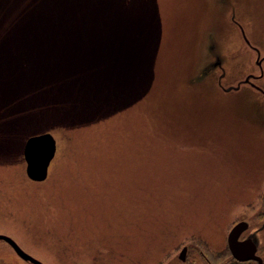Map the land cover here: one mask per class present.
<instances>
[{
    "label": "rangeland",
    "instance_id": "obj_1",
    "mask_svg": "<svg viewBox=\"0 0 264 264\" xmlns=\"http://www.w3.org/2000/svg\"><path fill=\"white\" fill-rule=\"evenodd\" d=\"M217 2L0 0V234L44 264H187L256 219L264 98L233 88L228 39L214 68ZM44 131L35 182L19 147ZM0 264L33 263L0 239Z\"/></svg>",
    "mask_w": 264,
    "mask_h": 264
},
{
    "label": "flooded vegetation",
    "instance_id": "obj_2",
    "mask_svg": "<svg viewBox=\"0 0 264 264\" xmlns=\"http://www.w3.org/2000/svg\"><path fill=\"white\" fill-rule=\"evenodd\" d=\"M217 1V3L222 5L219 12L221 17L229 20L228 24L226 26L223 24V26L224 29L226 28L230 31V34L229 36H219V39L216 38L218 40L214 53V68L220 69L223 62L222 56L227 61L230 58L233 65H240V70H235L234 74L236 75H233L231 78L235 82L233 88L237 90L243 86H247L250 90H253L264 98V16H262L263 19L261 21L259 16L261 15L259 11L260 3L243 2V0ZM254 8L256 9L254 10ZM227 30L225 31L227 32ZM227 39L229 41V58L228 56L226 58L225 54L221 53ZM219 73L217 72V79L219 78L218 84L222 86L220 81L222 75ZM238 221H244L245 227L237 236V241L240 244L237 243L234 253L228 243V232ZM2 240L16 253L7 240ZM193 244L195 252L192 255H190L189 244L182 242L177 247L176 258L178 261L187 264H198L199 262L200 264H264V206L262 193L260 211L256 219H238L233 222L226 232L223 245L213 246L214 250L212 252L206 248H201L202 246L198 245L195 241ZM19 257L22 258L21 256Z\"/></svg>",
    "mask_w": 264,
    "mask_h": 264
},
{
    "label": "water",
    "instance_id": "obj_3",
    "mask_svg": "<svg viewBox=\"0 0 264 264\" xmlns=\"http://www.w3.org/2000/svg\"><path fill=\"white\" fill-rule=\"evenodd\" d=\"M56 149L55 138L49 131H44L29 135L23 143L22 155L25 161V173L28 178L34 181L44 180L47 176V169L50 160L53 158ZM264 206V188L262 192ZM245 227L244 221L236 222L228 232V243L231 250L235 253L237 236ZM0 238L7 240L14 248L16 253L23 259L34 264H44L39 259L24 251L10 236L0 234ZM73 264H87L86 262H75Z\"/></svg>",
    "mask_w": 264,
    "mask_h": 264
},
{
    "label": "trees",
    "instance_id": "obj_4",
    "mask_svg": "<svg viewBox=\"0 0 264 264\" xmlns=\"http://www.w3.org/2000/svg\"><path fill=\"white\" fill-rule=\"evenodd\" d=\"M69 20H72L71 21V25H77V18H75V19H69ZM73 20H76V22L75 21H73ZM156 83V82H155ZM155 83H152L149 87H152L153 85H155ZM148 87V88H149ZM29 136V135H28ZM27 136H25V138H26ZM25 138H24V140H25ZM24 140H23V142H24ZM23 142H22V144H23ZM22 144H20V147H19V149H20V153H21V147H22ZM21 156V159H22V154L20 155ZM22 162H23V159H22ZM24 165V164H23ZM31 180V179H30ZM32 181H34V180H32ZM35 182H41V181H35Z\"/></svg>",
    "mask_w": 264,
    "mask_h": 264
}]
</instances>
